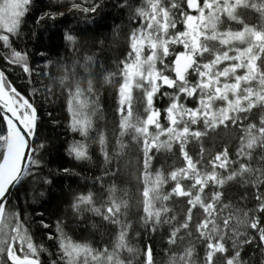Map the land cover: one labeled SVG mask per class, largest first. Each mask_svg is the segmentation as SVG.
I'll use <instances>...</instances> for the list:
<instances>
[{
  "label": "snow or ice",
  "instance_id": "1",
  "mask_svg": "<svg viewBox=\"0 0 264 264\" xmlns=\"http://www.w3.org/2000/svg\"><path fill=\"white\" fill-rule=\"evenodd\" d=\"M31 3L32 0H0V42L9 50L3 57L4 63L22 66L23 72L29 75L27 55L14 49L11 39L19 36ZM241 9L257 13L260 23H246ZM89 10L95 12L96 6L84 7L85 13ZM136 11L141 18L139 27L129 35L130 50L123 59L114 62L115 70L107 71L102 62L97 64L96 53H85L81 58L75 47L71 63L61 66L63 74L58 83L68 94L70 127L84 138L74 141L68 154L76 160L89 158L87 140L98 110L97 70L104 84L115 85L119 78L120 83L115 86L119 97L120 131L115 156L127 147L124 137L129 135L143 153V224L153 232L161 225H171L167 242L176 245L185 239L181 232L189 229L193 210L198 208L202 210V218L196 224V240L204 248L202 264H247L241 259V249L252 243V239L240 240L239 237L246 235L240 228H251L264 243V222L258 215L264 213V191L261 190L264 187V154L254 156L257 149L264 150V114L258 124L247 125L242 122L248 116L241 114H250L258 107L264 109V0H167V3L165 0H144L143 6ZM226 21L241 27L233 29L230 24L225 27ZM180 24L184 30L178 28ZM65 39L71 45L76 43L70 33L65 34ZM173 45L182 46L183 51H176ZM170 57L174 58L169 60ZM134 89L143 92L139 98L143 115L134 111L133 102L137 99L133 96ZM158 95L168 97V106L163 110L155 107ZM189 99L195 101L194 107L186 103ZM0 116L7 126L6 133L0 134V258L6 257L0 259V264H41L40 254L44 247L34 243L19 212L8 210V200L24 179L37 174L42 166L38 157L45 145L33 143L38 120L35 106L17 91L3 69H0ZM165 120L167 124L162 122ZM201 123L203 130L193 127ZM229 123L239 124L243 133L236 160L230 158L226 149L207 164L203 148L199 159L190 155L187 145L193 139L200 140L208 130L220 125L227 127ZM96 142L105 162H110L114 157L107 151L103 132ZM174 144L179 145L183 164L167 175L161 171L152 172L153 149L171 152ZM230 181L254 189L257 203L253 209L245 211L223 202L222 189ZM44 182L50 183L47 179ZM168 184H171L170 191H164ZM108 192L107 200L100 206L89 192L75 197L72 207L78 214L92 212L118 226L113 247L97 250L73 242L64 236L58 224L62 264H133L132 260L122 259L120 253L126 249L129 253L135 251L137 257L140 255L139 250L128 244L130 225L121 219L126 215L123 210L128 208V201L117 195L114 185ZM173 197L187 198V214L180 224L174 223L175 215H168L171 209L166 202ZM233 220L236 226L232 225ZM187 235L192 236V232L189 230ZM52 238L49 235V239ZM226 239L232 240L234 252L231 255ZM195 256V244L189 241L183 252L172 254L170 264H201ZM143 257L140 264H155L151 245L147 246Z\"/></svg>",
  "mask_w": 264,
  "mask_h": 264
},
{
  "label": "trees",
  "instance_id": "2",
  "mask_svg": "<svg viewBox=\"0 0 264 264\" xmlns=\"http://www.w3.org/2000/svg\"><path fill=\"white\" fill-rule=\"evenodd\" d=\"M165 2L167 3V0ZM143 3L144 0H87V3L85 0H32L30 11L24 17L19 29V36L11 39L14 49L22 54L26 53V63L31 69V75L24 73L22 66L4 63L3 57L9 50L0 42V69L5 71L7 79L17 91L35 106L38 120L33 143L45 145L38 157L42 161V166L37 170V174L24 179L8 200V210L19 212L34 243L44 247V251L40 254L41 264H53V261L62 264L58 224L64 236L73 242L87 244L97 250L113 247L118 226L109 224L92 212L78 214L72 207L75 197L80 194L87 195L89 192L93 193L97 206H100L107 200L108 189L113 185L117 195L128 201V208L123 210L126 215L121 217L130 225L127 229V242L134 250L140 252L137 257L135 251L129 253L125 249L120 253L122 259L140 264L144 258L143 252L148 245H151L155 264H170L172 254L183 252L189 241H192L196 247L194 258L202 264L204 248L196 240V224L202 218V210L198 208L193 210L189 229L181 232L185 239L178 241L176 245H169L167 242L171 225H161L153 232L141 220L144 215L141 203L144 187L141 177L143 153L129 135L124 137L127 147L118 157L115 156L116 140L120 131V115L117 111L119 97L115 86L120 83L119 78H116L115 85L104 84L97 70L95 88L98 110L94 117V127L87 140L89 158L76 160L74 156L68 154L69 146L74 141H81L84 138L78 132H73L70 127L71 117L67 110L68 94L58 83L59 77L63 74L61 66L71 63L72 49L75 47L79 50L77 54L81 58L85 53H96L97 64L102 62L107 71L115 70L114 62L123 59L130 50L128 37L133 29L139 27L141 18L136 10L142 7ZM74 4L77 6L74 7ZM85 6L89 9L96 6V10L85 13ZM240 11L246 23H260L259 16L254 11L243 9ZM229 24L233 29L241 27L235 22L227 21L224 26L228 27ZM178 28L184 30L182 24L178 25ZM66 33L76 38L75 45L66 41ZM172 47L176 51H183L182 46ZM173 58L170 57L169 60ZM133 96L137 98L133 102L134 111L143 115V104L139 102V98L143 96L142 90L134 89ZM168 103V97L158 95L155 107L163 110ZM186 103L190 107L195 106L194 100L189 99ZM261 114H264V109L259 107L253 109L250 114H241L248 116V119L242 122L243 125L252 122L258 124ZM162 122L167 124L166 120ZM193 127L203 130L202 123ZM101 132L106 137L109 155L114 157L108 163L105 162L100 145L96 142ZM3 133H6V130L0 116V134ZM242 134L239 124L229 123L227 127L220 125L215 130H208L207 135L200 140L193 139L187 145V150L190 155L199 159L203 148L205 164L225 149L230 158L236 160ZM153 153L151 171L154 173L161 171L167 175L183 164L179 145L174 144L171 152L166 150L156 152L153 149ZM262 154L264 150L261 149L254 152L255 157ZM255 163L254 160L253 164ZM65 169L68 171H64ZM45 179L50 183H45ZM170 189L171 184L164 186V191ZM261 190L264 191V187ZM222 191L223 202L231 203L235 208L247 211L253 209L257 203L254 189L250 186L244 187L235 181H230ZM242 197L246 199H241ZM186 200L187 198L173 197L166 202L171 209L168 215L176 216L175 224H180L185 219L188 208ZM258 215L264 222V213ZM44 224L48 227L45 228ZM232 225L236 226L235 220L232 221ZM189 230L192 236L187 235ZM240 230L246 232L245 236L239 237L240 240L252 239V243L242 246L241 259L247 264H264V243L260 242L259 236L251 228L241 227ZM49 235L53 238L49 239ZM225 243L229 254H233L232 240L226 239Z\"/></svg>",
  "mask_w": 264,
  "mask_h": 264
},
{
  "label": "water",
  "instance_id": "3",
  "mask_svg": "<svg viewBox=\"0 0 264 264\" xmlns=\"http://www.w3.org/2000/svg\"><path fill=\"white\" fill-rule=\"evenodd\" d=\"M9 115H11V114L9 113ZM1 118H2V120H3V116H1ZM3 122H4V120H3ZM4 125H5V130H7V126H6L5 123H4Z\"/></svg>",
  "mask_w": 264,
  "mask_h": 264
},
{
  "label": "rangeland",
  "instance_id": "4",
  "mask_svg": "<svg viewBox=\"0 0 264 264\" xmlns=\"http://www.w3.org/2000/svg\"><path fill=\"white\" fill-rule=\"evenodd\" d=\"M82 259V258H81Z\"/></svg>",
  "mask_w": 264,
  "mask_h": 264
}]
</instances>
